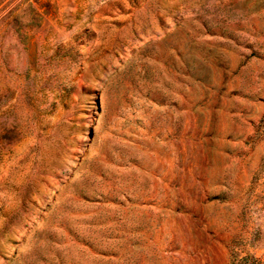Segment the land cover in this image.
Returning <instances> with one entry per match:
<instances>
[{
    "label": "rangeland",
    "instance_id": "rangeland-1",
    "mask_svg": "<svg viewBox=\"0 0 264 264\" xmlns=\"http://www.w3.org/2000/svg\"><path fill=\"white\" fill-rule=\"evenodd\" d=\"M0 264H264V0H0Z\"/></svg>",
    "mask_w": 264,
    "mask_h": 264
}]
</instances>
